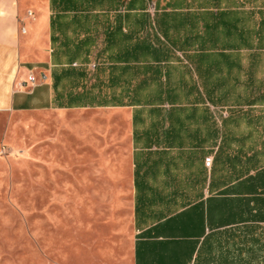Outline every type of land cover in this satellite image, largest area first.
Returning a JSON list of instances; mask_svg holds the SVG:
<instances>
[{
    "label": "trees",
    "instance_id": "16d2710c",
    "mask_svg": "<svg viewBox=\"0 0 264 264\" xmlns=\"http://www.w3.org/2000/svg\"><path fill=\"white\" fill-rule=\"evenodd\" d=\"M50 1L55 64H96L89 86L83 68L69 67L55 77L57 83L73 76L81 85L61 106L133 107L135 125L145 127L146 147H217L212 174L227 164L232 171L224 183L235 182V156L228 142L219 143L221 129L210 104L235 107V70L242 68L235 55L264 48V12L235 10L223 0H167L164 6L158 2L151 17L147 0ZM233 190L240 196L224 190L197 204L206 206L212 231L199 247L201 264H264V239L257 233L264 222V169ZM234 220L255 225L240 237L213 231ZM180 245H149L137 251L138 264H186L193 251Z\"/></svg>",
    "mask_w": 264,
    "mask_h": 264
},
{
    "label": "crops",
    "instance_id": "0c3cea01",
    "mask_svg": "<svg viewBox=\"0 0 264 264\" xmlns=\"http://www.w3.org/2000/svg\"><path fill=\"white\" fill-rule=\"evenodd\" d=\"M245 3L251 5L256 0H241L242 5L235 6V10L264 12V6L247 8ZM51 17L50 0H0V151H5L9 145L14 149L12 131L16 113L38 111L48 115L53 111V103L57 100L55 93L64 79L68 80L70 88L64 100L59 97L62 99L61 103L66 101L69 93L80 91L81 85L77 78L62 77L56 83V76H61L69 67L83 68L87 72L85 85L89 86L94 82V62L87 65L75 63L72 66L55 64ZM242 51L250 54L259 52L241 50L235 56H240ZM246 72L247 81H251L250 67ZM30 73L36 76L44 73L47 80L36 87L24 88L21 84ZM61 103L56 106L59 113L96 107H63ZM235 105L245 110L263 107L264 101L249 100ZM243 118L248 123L256 121L249 113ZM149 122L147 120L146 124ZM26 123L22 122L24 125ZM130 124L132 144L123 152L125 160L120 158L119 163H107L98 168L95 164L88 165V172L91 173L88 175L90 219L84 226L87 229L86 239L73 248L74 259L86 260V264H138L137 251L143 253L149 245L172 241L181 243L180 246L189 254L193 251L192 258L186 264H201L196 259L198 250L204 238L212 231L207 223L206 206L198 209L197 204L206 202L209 197L224 190L229 193L226 196H240L233 190L234 185L264 169V166H250L241 158H255L256 144L248 147V150L236 147L235 155L231 154L235 156V182L225 185V176L232 171L229 165L223 163L220 170L212 174L217 147L187 145L179 148L151 143L148 148L145 146L147 139L143 135L145 127L134 123V110ZM181 136L185 138L186 133ZM249 136H252L251 133L235 132V143L239 145V140L248 139ZM259 139L264 140V135L259 136ZM220 141L219 138V143ZM258 145L259 148L263 147L261 143ZM208 155L213 159L210 167L205 162ZM8 169L14 179L16 170L13 166ZM25 171L23 169L24 174ZM213 181L214 184L211 185ZM15 196L14 193L13 197ZM252 225L255 223H235L234 220L213 231H233L235 237H240L248 235L251 229L246 227ZM258 225L261 228L257 233H262L264 239V222H259ZM0 264H4L1 259Z\"/></svg>",
    "mask_w": 264,
    "mask_h": 264
},
{
    "label": "rangeland",
    "instance_id": "374dc122",
    "mask_svg": "<svg viewBox=\"0 0 264 264\" xmlns=\"http://www.w3.org/2000/svg\"><path fill=\"white\" fill-rule=\"evenodd\" d=\"M166 1L147 0L149 15L154 16L158 2L164 6ZM240 4L241 0H223L222 5ZM244 6H264V0ZM239 57L242 69L235 70V104L264 101V49L253 54L242 51ZM249 67L251 81L246 75ZM69 85L65 79L60 83L48 115L16 113L14 149L9 145L0 151V259L4 264H86V260L74 259L73 248L87 237L88 165L98 168L119 163L132 144L133 107L96 106L57 112ZM210 108L221 129L220 139L228 142L225 149L235 155L237 146L248 150L256 144L255 158H241L250 166H264V140L259 139L264 135V106L244 110L236 105L210 104ZM247 113L254 117V123L243 118ZM235 132L252 136L239 140L238 145ZM11 166L16 170L14 179L8 169Z\"/></svg>",
    "mask_w": 264,
    "mask_h": 264
},
{
    "label": "built area",
    "instance_id": "2783aa9c",
    "mask_svg": "<svg viewBox=\"0 0 264 264\" xmlns=\"http://www.w3.org/2000/svg\"><path fill=\"white\" fill-rule=\"evenodd\" d=\"M46 80H47V76L44 73L38 76H36L34 73H30L29 76L27 77V80L23 82L21 86L24 88L27 86H30L33 88L42 83H45ZM205 162H206V165L210 167L212 163V158L211 157L207 158Z\"/></svg>",
    "mask_w": 264,
    "mask_h": 264
}]
</instances>
